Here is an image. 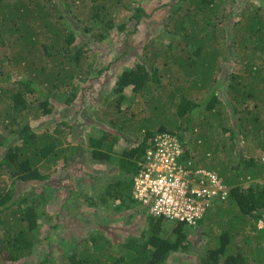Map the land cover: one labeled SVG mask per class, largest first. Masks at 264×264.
Wrapping results in <instances>:
<instances>
[{
  "label": "trees",
  "instance_id": "16d2710c",
  "mask_svg": "<svg viewBox=\"0 0 264 264\" xmlns=\"http://www.w3.org/2000/svg\"><path fill=\"white\" fill-rule=\"evenodd\" d=\"M237 1L0 0V264H59L52 235L61 208L50 214L48 204L52 172L62 160L68 167L86 151L92 161L114 166L116 178L98 185V205L115 204L116 212L139 205L133 175L157 135L177 140L187 167L217 172L229 187L226 198L213 201L196 228L177 222L166 230L168 221L141 205L150 231L144 243L115 244L93 231L73 242L61 263L170 264L201 231L208 246L195 264H264V182L258 180L264 178V5ZM164 6L169 9L159 11ZM146 25L161 36L145 34L138 60L126 68L122 52L134 51ZM115 52L104 65V54ZM229 60L232 70L222 82ZM118 62L121 73L97 104L109 121L75 119L44 131L43 121L31 124L76 99V79L102 75ZM222 86L225 100L218 96ZM58 92L68 94L62 105ZM123 137L128 143L118 150ZM62 207L68 210L66 202ZM96 219L104 218L97 212Z\"/></svg>",
  "mask_w": 264,
  "mask_h": 264
},
{
  "label": "rangeland",
  "instance_id": "374dc122",
  "mask_svg": "<svg viewBox=\"0 0 264 264\" xmlns=\"http://www.w3.org/2000/svg\"><path fill=\"white\" fill-rule=\"evenodd\" d=\"M156 1L161 4L172 2V0H143V3L144 5H149V3L151 2V4H153L152 6H155L157 5V3L154 2ZM237 2L229 3V9L234 8L233 6L235 5V11H237L239 7V5H236ZM242 2V5L245 2H248L249 5L251 3L252 6H256L257 4L264 5V2H260L259 0H242ZM132 6H137V4H134ZM168 9L169 6H164L162 7V10L160 9L159 11L165 12ZM129 28H132L131 25H129ZM150 32H155V34L160 33L158 36H161V30L158 27H147L146 25L141 36H139L129 48V50L134 49V51L132 52L133 54L129 52H122V58L126 62V68H130V66L138 60V57L135 56V50L141 49L140 44L144 40V35H151ZM231 42V39H226V43H228L229 45L228 53L230 54V56H232L234 53L233 45L231 46ZM125 48L126 46L123 47V50H125ZM117 55H119L118 52L104 54L102 63L104 65H109L110 61L113 60V58ZM119 63L121 62L114 63L116 68L111 69L109 67L110 69H108L107 71H103L102 75L99 74V71H96L94 74L76 79L74 81V92L77 95L76 99H73L71 103L67 102V104L65 102L68 98V94L58 92V94L55 96L56 101L61 105L65 103V105L58 106L59 109H57L53 114H47L46 116L41 117L37 120H31V124L33 126H38L39 122L43 121V128H41L40 126L39 127L41 131H44L45 129L52 130L63 121L70 123L75 119H77L79 123L85 122L87 120L94 121L93 123L95 125H99L98 121L96 120V116H100L106 121H109L111 115L105 116L104 113L99 114L100 112H102V110L100 107L98 109L97 104L101 103L109 93L108 89L110 88L111 83L115 82V79H117L118 77V75H116L117 70L118 74L121 73V71H119ZM231 63L232 60H229L225 64V70L220 75V80H222V82H226L225 79H227L229 72L232 70ZM226 90L227 89L225 86H222L218 90V96L220 97V99L225 100L227 98ZM131 94V91L128 90V99L130 98ZM113 97H116V95L113 94L111 98ZM128 99L123 102L122 106H126L128 104ZM83 104L89 106V108H82L81 106ZM126 143H128L127 139L126 137H123L120 140V143L116 146V149L121 150L122 148H124ZM261 154L264 156V153ZM240 157H242L241 154ZM113 172L114 166L111 167L110 164L106 165L104 163L92 161L90 153L86 151H84L81 156H78L77 159L73 160L68 165V167H66L65 162L62 160L53 170L52 178L50 180V195L53 198L51 199L50 204H48V208L50 214L58 213L57 209L61 208L60 227L58 229L55 228L56 230L53 229L52 235V245L54 247L53 255L56 257L54 260L59 264L61 263V260L70 253L73 242L82 241L86 237L88 239V236H90L93 231L104 233L106 237L111 239L115 244H119L128 240H130L132 244L137 241L139 243H144L143 234H146L147 236L150 233V231L146 227L148 222L146 218L147 215L143 214L142 210L144 208L141 207V204L137 206L133 205L132 209H120L118 210L119 212H116L114 210V208L117 206L115 204L111 203L109 204V206L105 204L103 206L98 205V185L106 186L108 182L114 180L116 177L111 175V173ZM121 176L123 177V175ZM258 180L259 182H264V178ZM250 184H252V181L248 180L244 182L243 185L245 187H248ZM85 194L87 198L86 196H84ZM69 196L71 201L67 200ZM65 202L66 206H68V210H65L62 207V204H65ZM119 202L120 201L117 199L116 203ZM106 206L108 208H104ZM146 211L149 215L150 211L148 209H146ZM97 212L104 218L102 223H99V220L96 219ZM174 224L176 223L171 221H168V223L165 222L164 229L171 230ZM260 224L263 225L264 223L260 221ZM46 226L47 224L45 223L43 235L46 234ZM205 228H207V226H204V229ZM194 233L195 234L192 236V241L195 243V245L194 243H192L189 247H186V249L178 253H174L169 259L170 264H180L182 261H187L188 264H195L196 262H198L199 254L201 253V251L202 253H205V247L208 246V238H206V234L202 233L201 231H196ZM61 243H64L65 245L61 246ZM41 248L45 251L44 246Z\"/></svg>",
  "mask_w": 264,
  "mask_h": 264
},
{
  "label": "built area",
  "instance_id": "2783aa9c",
  "mask_svg": "<svg viewBox=\"0 0 264 264\" xmlns=\"http://www.w3.org/2000/svg\"><path fill=\"white\" fill-rule=\"evenodd\" d=\"M148 165L134 176L135 200L155 217L196 228L215 200H224L229 187L214 171L187 167L182 147L169 135H157Z\"/></svg>",
  "mask_w": 264,
  "mask_h": 264
},
{
  "label": "bare ground",
  "instance_id": "6f19581e",
  "mask_svg": "<svg viewBox=\"0 0 264 264\" xmlns=\"http://www.w3.org/2000/svg\"><path fill=\"white\" fill-rule=\"evenodd\" d=\"M150 151H153V152H155V145H154V143H152V147H150L148 150H147V153H146V162H145V165H148V155H149V152ZM182 155V154H181ZM144 165V166H145ZM215 172V171H214ZM217 173V172H216ZM218 174V173H217ZM219 175V174H218ZM133 196H134V189H133ZM135 199V198H134Z\"/></svg>",
  "mask_w": 264,
  "mask_h": 264
},
{
  "label": "clouds",
  "instance_id": "9594fccd",
  "mask_svg": "<svg viewBox=\"0 0 264 264\" xmlns=\"http://www.w3.org/2000/svg\"><path fill=\"white\" fill-rule=\"evenodd\" d=\"M135 174H137V173H135ZM135 174L133 175V182H134V176H135Z\"/></svg>",
  "mask_w": 264,
  "mask_h": 264
}]
</instances>
